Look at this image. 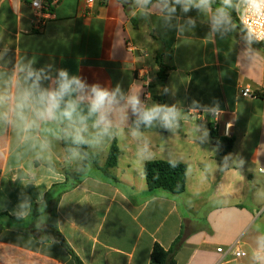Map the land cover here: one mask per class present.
<instances>
[{"label":"crops","instance_id":"1","mask_svg":"<svg viewBox=\"0 0 264 264\" xmlns=\"http://www.w3.org/2000/svg\"><path fill=\"white\" fill-rule=\"evenodd\" d=\"M217 1L206 11L192 5L184 11L174 0L167 7L166 0L148 6L62 0L37 31L30 0H0V86L16 64L31 62L49 76L45 87L63 69L86 85L120 90L108 134L96 136L92 120L85 133L100 167L117 144L120 156L111 170L117 180L89 165L58 207V229L83 264H151L156 243L169 250L181 235L177 264H258L253 256L264 236V49L231 17L213 25ZM141 73L151 79L148 89ZM247 87L253 97L242 96ZM130 95L139 97L142 108L164 97L175 120L146 126L127 106ZM211 124L223 137L231 126L227 138L235 142L225 157L211 141ZM68 138L66 123H42L24 133L0 122V264H76L51 234L45 240L47 194L66 181V172L83 169L81 154L64 147ZM153 160L187 165L184 193L149 192L143 170ZM236 249L245 257L237 258Z\"/></svg>","mask_w":264,"mask_h":264},{"label":"clouds","instance_id":"2","mask_svg":"<svg viewBox=\"0 0 264 264\" xmlns=\"http://www.w3.org/2000/svg\"><path fill=\"white\" fill-rule=\"evenodd\" d=\"M147 5L150 0H137ZM213 0H174L188 11L190 5L200 10L211 7ZM246 10L254 17H264V0H242ZM233 6V0H221V7L212 17L213 25L219 27L229 22L227 9ZM167 7V0L165 3ZM169 11H174L169 8ZM49 79L44 69H35L29 63H18L11 74H6L0 86V122H12L24 133L32 132L42 123L60 122L67 124V133L75 144L88 143L85 133L88 121L96 136L108 134L111 128V115L120 104L119 88L108 90L99 85H86L78 76H70L66 70H59L49 86L43 81ZM127 106L139 114V121L151 126L156 120L165 126H171L175 120V110L154 105L142 108L138 96L130 95ZM136 134L135 132L133 133ZM46 142L41 147H46ZM258 264H264V236L258 238V248L253 256Z\"/></svg>","mask_w":264,"mask_h":264},{"label":"trees","instance_id":"3","mask_svg":"<svg viewBox=\"0 0 264 264\" xmlns=\"http://www.w3.org/2000/svg\"><path fill=\"white\" fill-rule=\"evenodd\" d=\"M119 1L124 3L125 6L129 2H131V0ZM152 1L154 0H150L147 6L150 5ZM216 5H218V1L213 0L211 6L217 7ZM229 17L236 20L238 22L239 28L244 30L235 13L229 15ZM165 71V68H162L159 74L162 85L164 84L166 78ZM159 102V106L167 107L164 97H159ZM209 131L213 144L221 148V156H227L233 149L235 142L234 139L219 136L217 129L212 124L211 126H209ZM63 144L68 153L76 151L81 154V156L83 157V169L79 172H66V181L63 184L54 186L53 189L47 194L46 213L48 215V220L46 223L45 240H49V236L51 234L73 257L76 264H83L75 255L58 229L57 220L59 203L64 193L76 188L81 183L84 177L85 169L89 165H95L99 170L102 171L106 178L116 181L117 179L112 175L111 170L118 164L120 151L117 144L114 143L109 150L107 162L103 167H100L98 155L91 152L86 143L75 144L72 142L71 138H68L63 141ZM143 171L150 193L161 190L170 195L176 196L184 193L186 190L187 165L184 163L175 161L153 160L146 162ZM184 243L185 239L182 235L175 240L169 250H165L160 244L156 243L151 253V264H177L176 256L179 250L183 247Z\"/></svg>","mask_w":264,"mask_h":264},{"label":"built area","instance_id":"4","mask_svg":"<svg viewBox=\"0 0 264 264\" xmlns=\"http://www.w3.org/2000/svg\"><path fill=\"white\" fill-rule=\"evenodd\" d=\"M62 0H30V7L35 14V29L40 31L45 26L47 20L52 17L54 9ZM95 0H88L89 6H91ZM235 14L238 21L243 27L247 35L255 42L259 43L264 49V17H254L248 13L242 0H237L235 5ZM134 47L129 44V50L134 51ZM139 76L144 77L145 87L148 89L151 84V79L148 75L141 73ZM242 96L253 97L254 93L250 87L242 90ZM219 112H213L214 117H218ZM230 125H227L224 132V137H228L230 134ZM262 171V170H261ZM222 252V249H218ZM237 258L245 257L246 253L240 249H236L234 252Z\"/></svg>","mask_w":264,"mask_h":264}]
</instances>
